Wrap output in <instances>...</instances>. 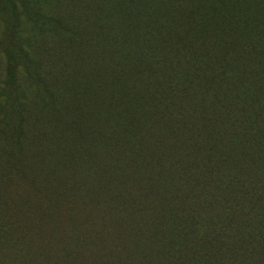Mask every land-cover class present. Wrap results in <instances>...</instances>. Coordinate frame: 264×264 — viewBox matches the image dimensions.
Here are the masks:
<instances>
[{
	"label": "trees",
	"instance_id": "16d2710c",
	"mask_svg": "<svg viewBox=\"0 0 264 264\" xmlns=\"http://www.w3.org/2000/svg\"><path fill=\"white\" fill-rule=\"evenodd\" d=\"M109 13L115 43L132 36L118 58L133 83L104 78L111 95L104 82L79 89L90 101L79 109L87 119L64 131L79 142L67 164L84 155L98 179L95 189L83 181L86 192L98 207L124 213L113 229L127 245L113 251L143 264H264V0H112ZM24 104L1 117L5 137L24 138ZM66 143L56 141L45 170L64 161ZM28 154L30 165L19 158L12 178L45 162ZM7 177L0 165V264H29L27 226L18 219L28 213L4 201ZM69 253L61 245L58 264H71Z\"/></svg>",
	"mask_w": 264,
	"mask_h": 264
},
{
	"label": "rangeland",
	"instance_id": "374dc122",
	"mask_svg": "<svg viewBox=\"0 0 264 264\" xmlns=\"http://www.w3.org/2000/svg\"><path fill=\"white\" fill-rule=\"evenodd\" d=\"M111 2L0 0V165L8 174L3 180V199L28 213L18 219L27 226L26 239L31 246L25 255L29 264H58L61 245L70 248L67 257L71 264H143L140 257L136 256L133 262L126 253L113 251L116 245L119 249L127 245L125 238L118 237L113 229L115 219L124 213L98 207V199L86 192L83 181L92 183V189L98 186L90 160L83 155L73 167L67 164L79 142L64 130L70 122L76 120L79 124L87 119L79 109L83 103H90L81 99L79 89L97 90L106 77L124 81V85L133 83L134 77L126 67V72L121 73L126 62L118 58L124 47L132 46V36L123 35L117 44L114 32L105 28L111 26ZM141 5L149 13L155 10L145 1ZM11 57L15 60L13 86L7 85L6 77L13 63ZM105 87L111 95V85L105 83ZM23 103L24 138L5 137L1 133V117L18 113ZM52 110L58 113L53 114ZM105 115L103 109L99 117ZM12 119L11 132L18 125V118ZM57 140L67 142L62 151L65 162L57 164V159L45 170L44 164L56 159ZM19 142L24 146L22 151ZM94 148L93 157L97 152L98 161L102 144ZM29 150L46 156L45 162L36 160L33 170L26 169L22 176L12 178L19 158L30 165ZM7 153L12 155L7 157ZM36 171H40L38 176ZM77 230L92 237V241L75 239L73 233Z\"/></svg>",
	"mask_w": 264,
	"mask_h": 264
}]
</instances>
